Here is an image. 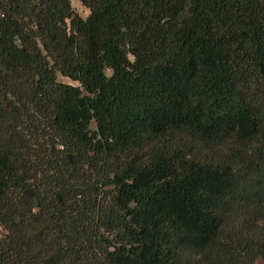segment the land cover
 <instances>
[{"label": "trees", "instance_id": "obj_1", "mask_svg": "<svg viewBox=\"0 0 264 264\" xmlns=\"http://www.w3.org/2000/svg\"><path fill=\"white\" fill-rule=\"evenodd\" d=\"M79 1L0 0V264H258L264 0Z\"/></svg>", "mask_w": 264, "mask_h": 264}, {"label": "rangeland", "instance_id": "obj_2", "mask_svg": "<svg viewBox=\"0 0 264 264\" xmlns=\"http://www.w3.org/2000/svg\"><path fill=\"white\" fill-rule=\"evenodd\" d=\"M73 6L76 9V11L82 16L87 17L89 14V10L87 7H85L79 0H73ZM59 79L66 83L71 84H78V82L71 80L70 78L59 76ZM4 232L3 228L0 226V235ZM258 264H264V258L258 259Z\"/></svg>", "mask_w": 264, "mask_h": 264}]
</instances>
